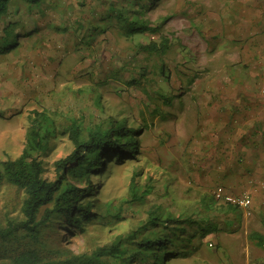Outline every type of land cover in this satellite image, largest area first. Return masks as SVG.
<instances>
[{"label": "rangeland", "instance_id": "374dc122", "mask_svg": "<svg viewBox=\"0 0 264 264\" xmlns=\"http://www.w3.org/2000/svg\"><path fill=\"white\" fill-rule=\"evenodd\" d=\"M113 6L129 17L140 10L158 32L126 34L105 17ZM8 22L16 41L0 53V161L21 153L36 111L55 127L38 154L49 179L54 161L74 148L62 132L73 121L84 134L113 120L138 128L136 153L102 158L90 175L92 211L120 219L82 232L53 219L41 250L89 253L160 209L216 227L196 232L189 254L166 264H264V248L249 237L264 234V154L254 138L264 135V0H44L32 7L12 0L0 39ZM163 38L164 52L139 47ZM132 176L148 191L142 202L131 200ZM218 186L250 195L252 205L228 208L214 198ZM23 199L21 189L0 184V225L22 219ZM9 253L0 250V260ZM106 263L123 264L118 257Z\"/></svg>", "mask_w": 264, "mask_h": 264}, {"label": "trees", "instance_id": "16d2710c", "mask_svg": "<svg viewBox=\"0 0 264 264\" xmlns=\"http://www.w3.org/2000/svg\"><path fill=\"white\" fill-rule=\"evenodd\" d=\"M21 1L32 7L40 5L44 0ZM11 2L12 0H0V18L8 13ZM122 11V8L109 7L105 17H115L128 35L145 31L158 32L157 26L141 18L140 10L132 17L126 16ZM11 27V22L4 26L0 53L9 50L16 41V35L11 38L14 35ZM139 47L147 52H164L167 40L163 38L159 43L150 41L139 44ZM160 69V73L164 75L163 66ZM133 82L134 79L131 80ZM136 131L137 127L127 126L124 120H113L108 126H96L84 134L78 123L73 121L62 132L69 134L74 148L54 161L56 176L49 179L43 176L44 167L38 154L47 148L55 127L45 112L36 111V116L31 119L27 129L21 153L0 161V184L5 180L24 192L22 219H9L4 225H0V250L10 252L5 260H0V264H107L106 258L109 257H118L123 264H166V261L189 254V242L196 232L203 236L215 230V225L210 223L205 227L190 215L172 216L160 209H150L146 220L135 229L89 253L68 251L59 254V250L51 253L41 250L42 230L51 225L53 219L57 224L68 225L81 232L88 223L104 222L111 216L120 219L117 213L92 211L93 200L86 199L95 187L90 175L102 164V158L111 155L115 160H120L128 154L136 153L139 144ZM140 188L132 176L129 185L131 200L143 201L148 191L142 187L140 192ZM107 222L111 224L114 221ZM193 225L194 230L190 231L189 228ZM249 237L264 248L263 233L254 230ZM6 245L12 246V250Z\"/></svg>", "mask_w": 264, "mask_h": 264}, {"label": "built area", "instance_id": "2783aa9c", "mask_svg": "<svg viewBox=\"0 0 264 264\" xmlns=\"http://www.w3.org/2000/svg\"><path fill=\"white\" fill-rule=\"evenodd\" d=\"M214 198L218 201H224L236 207H248L251 204V197L248 194H233L218 186L214 189Z\"/></svg>", "mask_w": 264, "mask_h": 264}, {"label": "crops", "instance_id": "0c3cea01", "mask_svg": "<svg viewBox=\"0 0 264 264\" xmlns=\"http://www.w3.org/2000/svg\"><path fill=\"white\" fill-rule=\"evenodd\" d=\"M263 133L260 132L258 134H256L254 136V138H256L258 141H257V148L260 150V153L263 155L264 154V135H262ZM250 191L252 192V195L253 194H257L255 193V185H250L249 187ZM258 192V191H257ZM257 200H255L254 202L256 203ZM252 205V204H251Z\"/></svg>", "mask_w": 264, "mask_h": 264}]
</instances>
